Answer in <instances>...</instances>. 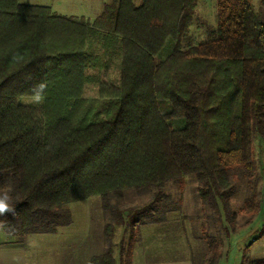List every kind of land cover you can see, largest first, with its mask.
Masks as SVG:
<instances>
[{
    "label": "trees",
    "instance_id": "trees-1",
    "mask_svg": "<svg viewBox=\"0 0 264 264\" xmlns=\"http://www.w3.org/2000/svg\"><path fill=\"white\" fill-rule=\"evenodd\" d=\"M196 2L111 0L89 21L0 0V187L9 175L18 197L15 213L0 216L4 233L52 232L70 222V203L93 195L114 223L124 212L135 224L160 199L118 210L111 195L186 176L228 223L235 179L246 178L244 208L257 210L251 147L254 135L264 139V1L218 0L215 28L193 44ZM109 65L115 73L104 79ZM86 84L96 97L83 96ZM38 91L41 105L18 100ZM207 243L204 264H217L222 253L214 237ZM131 252L119 264H130ZM114 262L110 246L91 258Z\"/></svg>",
    "mask_w": 264,
    "mask_h": 264
},
{
    "label": "rangeland",
    "instance_id": "rangeland-1",
    "mask_svg": "<svg viewBox=\"0 0 264 264\" xmlns=\"http://www.w3.org/2000/svg\"><path fill=\"white\" fill-rule=\"evenodd\" d=\"M255 8L264 0H249ZM22 4L46 6L58 15L84 18L92 21L98 16L105 3L111 0H19ZM139 0H134L138 4ZM218 0H197L193 23L189 33L194 43L208 40L207 35L215 28ZM162 50L165 57L169 52ZM91 74L98 70L88 69ZM108 73H115L112 65L102 72L104 79ZM113 75V74H112ZM96 84V83H95ZM98 85V84H96ZM94 84H86L85 97H96L99 93ZM20 102L41 105L35 96H23ZM174 127L181 126L179 120H172ZM254 181L257 210L244 208L247 196L246 178L235 179L230 196L229 214H235L231 223L227 222L219 204V213L203 206L196 192V181L186 176L178 182H166L163 187L145 189H125L120 198L111 195L108 205L118 210L140 209L157 200L152 215H135L138 222L132 223L123 212L122 218L113 221V212L104 207L99 195L72 202L68 205L70 222L56 226L52 232H37L23 236L6 234L0 228V246L26 251L32 264H91V258L100 255L108 246L112 249L115 264L130 256V264H204V254L208 251V238L214 237L219 251L227 252L219 264H241L264 257V232L251 246L253 238L264 230V139L254 135L252 141ZM237 176V175H236ZM234 176V178L236 177ZM2 186L9 184L10 176L1 177ZM166 197H162L161 195ZM159 196V197H158ZM134 213V212H132ZM112 223L109 242L105 240V226Z\"/></svg>",
    "mask_w": 264,
    "mask_h": 264
},
{
    "label": "clouds",
    "instance_id": "clouds-1",
    "mask_svg": "<svg viewBox=\"0 0 264 264\" xmlns=\"http://www.w3.org/2000/svg\"><path fill=\"white\" fill-rule=\"evenodd\" d=\"M44 85H40V89L42 90ZM42 99L40 92L38 91L35 96V100L39 102ZM14 189L11 184H6L3 187H0V216H4L6 214H14L15 213V205L18 199L14 194Z\"/></svg>",
    "mask_w": 264,
    "mask_h": 264
},
{
    "label": "crops",
    "instance_id": "crops-1",
    "mask_svg": "<svg viewBox=\"0 0 264 264\" xmlns=\"http://www.w3.org/2000/svg\"><path fill=\"white\" fill-rule=\"evenodd\" d=\"M20 249L17 251V249L14 248L5 249L4 246H0V264H32V261L30 262V260H28L26 251ZM221 253L222 256L217 264H219L220 261H223L227 255V252L225 251H222ZM186 262L187 264H190L188 260H186Z\"/></svg>",
    "mask_w": 264,
    "mask_h": 264
}]
</instances>
